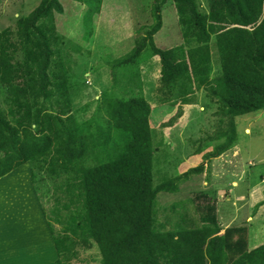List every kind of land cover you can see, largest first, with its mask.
Returning <instances> with one entry per match:
<instances>
[{
	"label": "trees",
	"instance_id": "16d2710c",
	"mask_svg": "<svg viewBox=\"0 0 264 264\" xmlns=\"http://www.w3.org/2000/svg\"><path fill=\"white\" fill-rule=\"evenodd\" d=\"M74 1L85 5L89 19L101 12L103 0ZM172 1L183 44L156 45L166 0H154L143 38L113 65L123 96L102 94L104 115L82 121L73 112L69 78L72 55L82 48L57 29L61 1L40 0L0 32V179L31 163L57 264H76L93 245L99 264H176L171 249L187 246L188 231L206 234L204 253L217 264H264V243L250 248L245 227L222 230L216 201L205 193L198 194L207 200L197 207L200 217L173 203L161 220L159 194L177 193L182 180L205 166L154 182L158 150L140 67L147 50L160 62L165 98L177 93L174 102L190 104L203 90L217 103L226 130L205 159L220 157L237 141L235 119L264 110V0H204L206 7ZM213 47L220 64L214 77ZM199 247L197 239L189 244L186 264Z\"/></svg>",
	"mask_w": 264,
	"mask_h": 264
},
{
	"label": "rangeland",
	"instance_id": "374dc122",
	"mask_svg": "<svg viewBox=\"0 0 264 264\" xmlns=\"http://www.w3.org/2000/svg\"><path fill=\"white\" fill-rule=\"evenodd\" d=\"M60 1L65 12L56 15L57 29L82 48L72 55L70 66L73 112L79 121L102 116V94L109 92L123 96L120 88L113 84V65L143 38L146 27L152 23L151 8L154 0H103L100 14L91 16L90 19L84 4L74 0ZM198 1L206 7L204 0ZM39 2L40 0H0V32L14 27L18 18L28 16ZM162 18V28L155 35L156 45L161 49H169L183 44L181 26L172 0H166ZM212 51L214 77L220 74V64L214 47ZM140 67L143 96L152 107L150 124L153 143L158 150L154 182L158 184L164 177L181 175L201 164L205 166L201 174L182 180L177 193L159 194L161 220L169 212L165 209L173 203H179V211L186 207L200 217L197 207L206 204L207 200L198 197V194L205 193L216 201L217 219L222 230L230 226L245 227L250 248L264 243V110L237 117V141L233 148L220 157L206 160L205 155L223 142L221 134L227 125V119L218 112L217 103L203 90L196 93L190 104L174 102L177 100V93L165 98L160 90V62L147 50L142 54ZM30 173L24 182L28 185L32 183L37 200L34 201L35 206L41 209L49 224L45 206L34 186L32 165ZM8 182L10 178L4 179L0 183V189ZM22 194L18 199L31 200L27 194ZM9 202L17 201L13 196ZM184 235L188 241L187 246L171 249L174 263L186 264L184 253L196 239L200 242L201 249L199 247L198 257L188 264L219 262V259L205 255L204 232L188 231ZM50 237L53 242L51 244L55 246L52 234ZM54 255L55 253L53 257ZM99 260L98 248L93 245L89 250L81 252L76 264H99ZM51 264L56 263L51 261Z\"/></svg>",
	"mask_w": 264,
	"mask_h": 264
},
{
	"label": "crops",
	"instance_id": "0c3cea01",
	"mask_svg": "<svg viewBox=\"0 0 264 264\" xmlns=\"http://www.w3.org/2000/svg\"><path fill=\"white\" fill-rule=\"evenodd\" d=\"M28 164L30 162L0 179L1 183L10 178L0 189V264H51L58 258L49 224L41 209L35 206L32 183L24 182L31 174ZM22 193L32 201L18 199ZM13 196L16 203L9 202Z\"/></svg>",
	"mask_w": 264,
	"mask_h": 264
}]
</instances>
